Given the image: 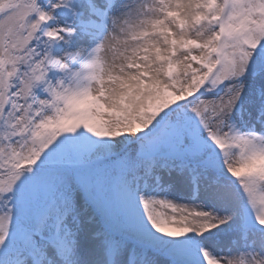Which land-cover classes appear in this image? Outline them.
Instances as JSON below:
<instances>
[{
    "label": "snow or ice",
    "instance_id": "snow-or-ice-1",
    "mask_svg": "<svg viewBox=\"0 0 264 264\" xmlns=\"http://www.w3.org/2000/svg\"><path fill=\"white\" fill-rule=\"evenodd\" d=\"M0 264H264V0H0Z\"/></svg>",
    "mask_w": 264,
    "mask_h": 264
}]
</instances>
